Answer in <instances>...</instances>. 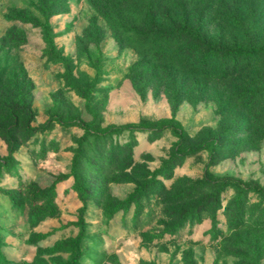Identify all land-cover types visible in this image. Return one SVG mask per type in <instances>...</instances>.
<instances>
[{
  "label": "rangeland",
  "instance_id": "374dc122",
  "mask_svg": "<svg viewBox=\"0 0 264 264\" xmlns=\"http://www.w3.org/2000/svg\"><path fill=\"white\" fill-rule=\"evenodd\" d=\"M110 1L106 16L91 0H0V157L15 156L0 179V264H68L77 252L80 264H264V199L238 208L233 190L200 185L208 169L264 186V56L204 65L189 37L159 52L155 36L138 41L186 20L215 44L264 45V0L119 12ZM144 117H175L184 146L206 147L179 154L169 130L138 132L131 151L127 132L98 150L92 140L81 192L72 164L85 130L71 120Z\"/></svg>",
  "mask_w": 264,
  "mask_h": 264
},
{
  "label": "trees",
  "instance_id": "16d2710c",
  "mask_svg": "<svg viewBox=\"0 0 264 264\" xmlns=\"http://www.w3.org/2000/svg\"><path fill=\"white\" fill-rule=\"evenodd\" d=\"M105 1L107 4V8L104 4L102 3L99 4L98 2H96V0H91L92 4L95 7H97L103 14H105L106 16H111V12L108 9L109 7H113V6L115 7L117 5V2L113 4L110 0H105ZM118 3L120 5L119 7H117L118 8L117 12L120 11L119 8L120 6H122L123 3H127L129 7H133V6L137 7L138 9L137 11H140L141 9H145V7L147 11H153L156 9L155 0L154 1L153 0H119ZM140 5L142 7H140ZM41 11L43 12L46 18H49L50 16L60 12L53 8H49V9L41 8ZM5 17L10 21H15V20L30 21L25 16H5ZM42 25L45 28L48 39L52 41L49 32L50 23L46 22ZM197 25H192L189 23V21L185 20L181 24H179L176 28L170 30V32L150 30L148 33H151L152 35L146 33V35H143L142 38H140V40L138 41L149 43L151 37L155 36L152 43H156V44L161 43L163 45L161 49L157 50L159 52V51L168 50V44L171 43V41H173L174 38L177 37V35L178 36L183 35L185 37H189L193 41H195L197 45L194 48L195 51L196 50L199 51L203 49V51L200 52L201 55L200 61H202L204 65H206L208 61H210L211 57L220 58L224 62L233 60L234 62L239 63L244 58L250 59L251 57L264 56V45H260V46L252 45L249 47L238 45L236 47L229 48L220 44H215L213 42L207 41L201 34L200 26ZM149 27L151 28V25ZM133 28L136 29V27ZM224 64H225V69L228 72L229 70L228 69L229 66H227L228 63H224ZM71 121H73L74 124H79L85 130V133L80 137L78 141V145L76 147V153L73 158V164H72V172L75 180V185L83 193L86 190V188L84 187L80 170L82 168L83 162H86L88 160L87 148L92 140L94 141L93 143V145H95L94 148L98 150L101 149L102 146H105V143L108 141V139L116 135L120 136L123 133L127 132L129 133L130 141H128L125 144V147H127L128 150L131 151L132 147L137 143L136 134L138 132L161 133L165 130H169L178 138L177 143L179 146L176 149V152L179 154L189 155L206 147L205 144H200L198 146H184V144L189 138V134L185 129L184 125L182 124V122L175 117H162L157 119L144 117L139 122H128L123 124L111 123L101 128H95L92 123L84 120H78L76 118H73ZM14 161H15V156L12 153L4 158L0 157V179L2 177L4 169L9 167L11 163ZM200 185L202 187L211 186L215 188L216 193L218 195H221L223 192L227 191L228 189L233 190L234 196L232 199V203L235 204L238 208L240 205H243V203L245 204V201L248 200L250 194L257 195L258 197L264 199V186L259 182L246 181L232 176L216 175L210 172L208 169L205 171L204 177L200 181ZM136 199L137 197L135 196V192L131 193L128 199L126 200L127 202L126 208L128 207V204H130L132 201H135ZM81 240L82 237L80 235L74 239V244L76 245V247H78V249ZM68 264H80L79 252H77L74 255L73 259L70 262H68Z\"/></svg>",
  "mask_w": 264,
  "mask_h": 264
}]
</instances>
